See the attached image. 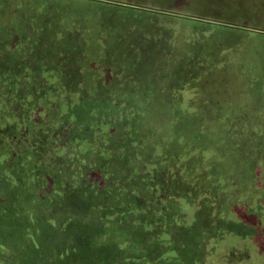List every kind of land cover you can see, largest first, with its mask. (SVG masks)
Returning <instances> with one entry per match:
<instances>
[{
    "label": "rangeland",
    "instance_id": "374dc122",
    "mask_svg": "<svg viewBox=\"0 0 264 264\" xmlns=\"http://www.w3.org/2000/svg\"><path fill=\"white\" fill-rule=\"evenodd\" d=\"M83 104L97 112L78 128ZM1 154L40 162L62 194L41 221L16 213L0 264H35L18 230L68 220L67 203L100 240L65 236L90 250L52 260L43 239L42 264H264V0H0ZM8 180L0 238L36 191Z\"/></svg>",
    "mask_w": 264,
    "mask_h": 264
},
{
    "label": "trees",
    "instance_id": "16d2710c",
    "mask_svg": "<svg viewBox=\"0 0 264 264\" xmlns=\"http://www.w3.org/2000/svg\"><path fill=\"white\" fill-rule=\"evenodd\" d=\"M71 106V105H70ZM71 108V107H70ZM80 108H82V110H78L77 112H80L78 113L80 115V118L78 116L77 119L74 120V124L76 126V123H78V128H80V126H82L83 124H88V121H89V116L90 114H93L97 111L95 110H92V109H89L91 108V106H89V104H83L80 106ZM68 109V108H67ZM72 109V108H71ZM73 111V114L74 110H71ZM70 111V112H71ZM32 113H34V111L31 112V115ZM76 114V113H75ZM103 114V113H102ZM31 115L29 117H31ZM119 114L115 113V112H109V115L106 114L103 115V117L107 118V119H110L108 116L110 117H113V116H116L118 117ZM27 116H28V113H27ZM68 116V114H67ZM63 118L65 120V116L61 118V122H63ZM83 118H85L86 122L85 121H81ZM31 119H34L31 117ZM69 119V118H68ZM106 119V120H107ZM109 121V120H107ZM70 132V131H69ZM75 133V131L73 132V134ZM37 143H39L37 141ZM37 146V144H36ZM38 147V146H37ZM77 151L78 150H82L81 148H77L76 149ZM79 152L78 153V156H74V158H78L77 160H79V162H81L80 160H82V154ZM9 153V152H8ZM10 154V153H9ZM9 154H1L0 155V175L2 177H4L5 179H9L8 181H10V184H13L15 187L19 186L21 187V191L22 192H19V195L21 196V199L24 201V194L23 192L26 191V192H31V190H35L36 191H33L34 192V197H33V201H30L28 200V203L27 204H23V205H17L19 206L17 209H15L14 212H8V211H5L9 216H12V221H10V230L9 232L8 231H3L4 233V236L3 238H0V249L1 251H4L5 249V246H6V243L8 242H11L12 243V239L15 237V230L12 229L13 225H15V215L17 216L16 213H18L19 218H17L18 220V228L22 227L23 225L19 222V219H21V214L24 213V212H28L29 215H30V218L32 220H34V218L38 219L39 221H41L42 219H44L45 217L47 216H42L41 213L44 212V208L41 210V212L38 211V208H39V205H42L44 204V202L47 200L48 203H51L52 201H60V196L62 193L58 192V189L57 188V181H56V177L54 176V172H52L51 170H49V174L50 175H46L45 174V171H47L48 169H45L44 167H42L41 164H39L40 162H35V160L33 158H28L27 160L25 161H22L20 162V159L19 157H15V155L13 154L12 156V159L10 158L7 163L5 162V157H7V159L9 158ZM6 155V156H5ZM17 160H19V163H17ZM8 166V168H6L5 166ZM95 163L94 164H91V167L95 168ZM110 167V165L107 164L106 168ZM112 168V166H111ZM45 169V170H44ZM74 169H76V163H74L72 165V171H74ZM101 170H103L101 168ZM42 171V172H41ZM38 172H41L40 174L42 175H45V176H41L42 178H45L43 180H41L42 178L40 177V175H38L39 173ZM12 174H15V176L12 177ZM89 176H87L89 178V180L93 183V186L97 187V188H100L101 185H104L105 187H110V183H108V180L110 178H115V176L113 177L111 173L107 174L106 176H93V174L91 173H88ZM114 174V173H113ZM100 175V174H99ZM9 177V178H8ZM85 177V176H83ZM13 179V181H11V179ZM14 178H16L18 180V182H15L14 181ZM46 179L49 180L50 184L48 186H45V182ZM93 179H95V181H93ZM89 181V182H90ZM38 188V189H37ZM39 188H41L39 190ZM52 192V193H50ZM79 192V191H78ZM128 192V191H127ZM127 192L126 193H122L120 195H118V202L120 203H124L123 200H125L124 198L126 197L127 195ZM46 193H50V194H46ZM69 195L71 194H74L72 192H68ZM65 194L67 199H69V195ZM79 195V193H77ZM80 198L81 196L83 197V200L87 201V204L90 205V206H93L95 208L94 211H97V209H101L102 211L105 210L104 207H106L105 205L99 203L97 201V199H95L94 201L92 199L89 198V195L85 194L84 192L81 193V195H79ZM137 194L134 193L133 194V199L136 200V197ZM45 199V200H44ZM94 199V198H93ZM133 200V201H134ZM26 202V201H25ZM30 202V203H29ZM32 202V204H31ZM46 203V202H45ZM68 206V209H67V212L68 214L67 215H71L69 216V219L66 220V219H61V218H55L54 219H47V222H48V225H44V230L45 232L43 231L42 227L40 225H38L37 229H32L31 227H28L26 228L24 231L23 230H18V237H17V242L20 243V247H21V250L22 251H26V250H29L30 253H31V257L35 259V264H42V260H43V257H46V254H45V250H46V244L45 242L47 243V245L50 247L49 249H47L48 251V254L52 257V260H59V259H63L65 257H69L70 254H72L73 252L72 251H77L78 252V257H76V259H78L79 257L82 258L81 256L88 250H90V248L86 249V248H82L81 249V246L79 244H76L75 246H73L70 250H68V248H64L63 250L61 248H63L65 245L64 242H65V236H69L70 238H72V236L76 235L78 237V235H81L83 236L84 238L86 239H89L88 237V233L90 231V227H86V229H83L80 227V223H74L72 225H75L73 229H71V224L70 222L72 221H79L86 217V215H90V211L91 209L89 210V213H85L83 211L80 212H74V210L72 209V206L70 207L69 204L67 203L66 204ZM33 206V207H31ZM23 209V210H21ZM17 210V211H16ZM79 214V215H77ZM45 215V214H44ZM74 215V216H73ZM65 218V217H64ZM21 221V220H20ZM54 221V222H53ZM115 223L114 219H107V223L108 224H112V223ZM5 223V222H3ZM13 223V224H12ZM2 223L0 222V225ZM7 226L9 225V223H5ZM14 227H17V224L14 226ZM48 227V228H47ZM7 228V227H6ZM2 230H0V235H3L1 233ZM17 233V232H16ZM116 234H119L117 232H115ZM28 234V237L31 241L30 243V247L29 248H26V244H25V235L27 236ZM116 234H113V235H110L108 233H106V235H103V238L104 236L105 237H109L110 239L114 238V239H117L116 237H113V236H117ZM44 237V238H43ZM108 238V239H109ZM121 238V236L119 237V239ZM45 242H44V240ZM106 239V240H108ZM90 241H95V240H100L98 238L96 239H89ZM121 241H123L125 244L127 243L125 241V238L122 237ZM59 244H62L59 246ZM5 245V246H4ZM59 246V247H58ZM93 251V250H92ZM95 252V251H93ZM125 252V250H124ZM4 253V252H3ZM82 260V259H81ZM118 260V259H117ZM116 260V262H117ZM54 262H57V261H54ZM85 263V262H84ZM83 263V264H84ZM16 264H28V263H16ZM55 264H58L55 263ZM114 264V263H112ZM148 264H151V262Z\"/></svg>",
    "mask_w": 264,
    "mask_h": 264
},
{
    "label": "crops",
    "instance_id": "0c3cea01",
    "mask_svg": "<svg viewBox=\"0 0 264 264\" xmlns=\"http://www.w3.org/2000/svg\"><path fill=\"white\" fill-rule=\"evenodd\" d=\"M92 33H93V32H91V34H92ZM91 40H92V37H91V38L88 37V41H89L90 43H92ZM107 40H108V39H107ZM107 40H106V41H107Z\"/></svg>",
    "mask_w": 264,
    "mask_h": 264
}]
</instances>
